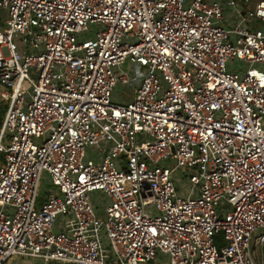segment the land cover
I'll return each mask as SVG.
<instances>
[{"label": "built area", "instance_id": "built-area-1", "mask_svg": "<svg viewBox=\"0 0 264 264\" xmlns=\"http://www.w3.org/2000/svg\"><path fill=\"white\" fill-rule=\"evenodd\" d=\"M0 15V264H255L253 242L264 257V0Z\"/></svg>", "mask_w": 264, "mask_h": 264}, {"label": "rangeland", "instance_id": "rangeland-1", "mask_svg": "<svg viewBox=\"0 0 264 264\" xmlns=\"http://www.w3.org/2000/svg\"><path fill=\"white\" fill-rule=\"evenodd\" d=\"M255 3V0H251V5ZM18 44H20L19 39H17ZM114 92L118 95V93L122 94L125 98L131 97L132 93L127 91L125 88H123L120 85H116ZM7 106V102L3 99L0 98V111L2 109H5ZM174 181L177 185L181 186V188L186 189L188 188L186 181L183 179H178L177 177L174 178ZM51 188V183L49 181V178L47 176L43 177L42 183H41V188H40V195L43 196L48 192V189ZM182 194L185 192L181 190ZM256 256L258 259V262L260 260L261 264H264V257L263 254L261 253V247L258 245L256 246ZM262 254V255H261ZM11 259H20V256L18 255H13Z\"/></svg>", "mask_w": 264, "mask_h": 264}, {"label": "trees", "instance_id": "trees-1", "mask_svg": "<svg viewBox=\"0 0 264 264\" xmlns=\"http://www.w3.org/2000/svg\"><path fill=\"white\" fill-rule=\"evenodd\" d=\"M1 17H2V16L0 15V19H1ZM5 110H6V108H5V109H2V110L0 111V127H1V125H2V121H3V118H4ZM215 241H216L217 245H220V244L222 243L223 239H222V234H221V233H219V234L216 236Z\"/></svg>", "mask_w": 264, "mask_h": 264}, {"label": "water", "instance_id": "water-1", "mask_svg": "<svg viewBox=\"0 0 264 264\" xmlns=\"http://www.w3.org/2000/svg\"><path fill=\"white\" fill-rule=\"evenodd\" d=\"M258 234H261V232H259ZM258 234H256V235H258ZM256 247V245H255V243L253 242L252 244H251V249H252V251H253V259H254V261H255V264H260L259 262H258V259H257V256H256V253H255V248Z\"/></svg>", "mask_w": 264, "mask_h": 264}, {"label": "crops", "instance_id": "crops-1", "mask_svg": "<svg viewBox=\"0 0 264 264\" xmlns=\"http://www.w3.org/2000/svg\"><path fill=\"white\" fill-rule=\"evenodd\" d=\"M250 5H251V0H250ZM6 111V110H5Z\"/></svg>", "mask_w": 264, "mask_h": 264}]
</instances>
